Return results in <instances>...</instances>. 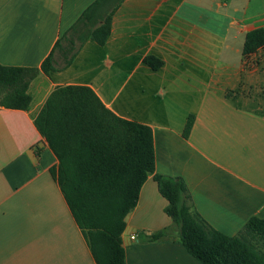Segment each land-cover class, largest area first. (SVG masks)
I'll return each mask as SVG.
<instances>
[{
    "label": "crops",
    "instance_id": "1",
    "mask_svg": "<svg viewBox=\"0 0 264 264\" xmlns=\"http://www.w3.org/2000/svg\"><path fill=\"white\" fill-rule=\"evenodd\" d=\"M95 1L0 0V64L40 68ZM258 28L264 0H125L104 46L88 39L67 68L57 50V71L30 84L28 110L0 105V264H97L51 174L59 161L35 126L52 92L70 85L149 126L155 173L183 179L215 230L235 236L252 217L264 219V47L243 56ZM148 56L162 68L147 66ZM167 206L150 175L126 218L127 264H202L177 232L142 241L174 227Z\"/></svg>",
    "mask_w": 264,
    "mask_h": 264
},
{
    "label": "trees",
    "instance_id": "2",
    "mask_svg": "<svg viewBox=\"0 0 264 264\" xmlns=\"http://www.w3.org/2000/svg\"><path fill=\"white\" fill-rule=\"evenodd\" d=\"M124 1L96 0L40 68L0 64V105L28 110L31 82L40 72L49 76L57 71L56 51L62 52L63 68H67L88 39L104 46L113 17ZM263 47L264 29L258 28L247 34L243 56ZM144 62L154 71L164 65L155 56L146 57ZM193 124L194 116H190L184 130L186 138ZM35 126L59 161L51 174L97 264H127L122 242L126 218L136 208L150 175L168 201L166 213L174 227L144 236L142 241L166 240L177 232L187 252L202 264H264V219L252 217L235 236L211 227L195 209L183 179L155 173L152 129L116 116L90 87L57 88L36 117Z\"/></svg>",
    "mask_w": 264,
    "mask_h": 264
},
{
    "label": "built area",
    "instance_id": "3",
    "mask_svg": "<svg viewBox=\"0 0 264 264\" xmlns=\"http://www.w3.org/2000/svg\"><path fill=\"white\" fill-rule=\"evenodd\" d=\"M136 238L135 237H132V240H135Z\"/></svg>",
    "mask_w": 264,
    "mask_h": 264
}]
</instances>
